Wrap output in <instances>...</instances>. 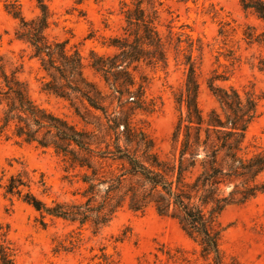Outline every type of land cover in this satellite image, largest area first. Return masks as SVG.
<instances>
[{"label":"trees","instance_id":"obj_1","mask_svg":"<svg viewBox=\"0 0 264 264\" xmlns=\"http://www.w3.org/2000/svg\"><path fill=\"white\" fill-rule=\"evenodd\" d=\"M35 1L40 14L30 20L17 1H10L5 8L18 21L15 39L28 46L30 58L36 59L45 73L42 90L68 101L86 124L96 117L95 112L102 116L97 118L98 130L92 131L52 114L36 104L19 70H8L0 55V138L54 149L62 157L65 172L74 173L79 185L73 192L74 199L49 204L33 191L38 185L47 192L43 175L35 181L26 168L9 172L0 165L3 197L10 201L17 198L33 208L42 226L51 217L80 228L89 225L94 234L108 226L124 207L139 214L154 208L157 215L176 220L198 244L202 264H243L234 257L226 261L221 249L225 228L219 219L229 207L264 195V147L253 146L252 151L245 144L247 130L260 116L263 96L253 90L242 94L234 86L216 84L227 79L222 74L214 75L208 89L218 107L205 116L197 102L200 84L193 57L194 46L201 51L203 44L201 40L196 44L188 36L185 87L176 95L181 115L172 135L175 148L163 158L155 140L132 120L136 111H147L148 106L145 84L134 89L137 81L130 71L131 66L136 70L141 63L168 65L169 44L159 29V1L120 0L125 23L121 34L107 45L115 52H90L89 66L103 79L110 95L86 77L78 49L69 48L67 40L49 38L51 0ZM240 3L245 13L263 23L246 24L241 40L247 49L254 50V66L264 71V0ZM230 25L222 22L219 35L227 39L230 30H235ZM169 33L172 35L171 30ZM183 42L178 36V53ZM225 57L233 63L240 60L235 50H229ZM115 102L117 107L110 112ZM119 106L123 109L121 118ZM158 251L154 264H200L199 259L192 260L180 249L161 247ZM15 260L10 226L0 222V264H15Z\"/></svg>","mask_w":264,"mask_h":264},{"label":"rangeland","instance_id":"obj_2","mask_svg":"<svg viewBox=\"0 0 264 264\" xmlns=\"http://www.w3.org/2000/svg\"><path fill=\"white\" fill-rule=\"evenodd\" d=\"M17 1L28 20L40 14L35 0H0V55L8 70H19V77L27 84L31 98L47 111L59 116L79 129L97 131L102 113L95 112L86 124L77 117L69 102L42 90L45 73L36 59L30 58L28 46L15 39L18 21L8 14L5 5ZM127 3L132 0H125ZM160 3L159 29L168 42V65L151 66L146 63L133 66L130 71L136 78V89L145 84L144 98L147 111H136L134 125L148 133L156 142L159 154L164 158L175 148L172 140L181 112L176 95L185 87L186 67L184 53L189 36L196 44L201 40L202 50L194 46L193 57L200 87L197 102L206 116L218 103L209 91V80L222 74L227 81H216L224 87L234 86L242 94L253 90L263 96L260 116L246 132V146L264 147V71L254 66V50L247 49L241 40L246 24H263L255 16L245 13L240 0H158ZM51 24L47 34L51 40L69 41V48L78 49L85 65L86 77L110 95L103 79L90 68V52L112 55L108 48L110 39L120 35L124 25L120 0H51L49 3ZM231 23L228 38L219 35L220 26ZM170 30L172 35H170ZM184 41L181 52L175 49L177 37ZM229 50H235L240 60L233 63L226 58ZM133 89V90H134ZM126 96L122 102H125ZM111 99L108 101L110 105ZM121 106V103H120ZM119 106V118L122 108ZM117 107L115 102L110 112ZM149 110V111H148ZM185 115V109H183ZM0 165L9 172L26 168L38 181L43 175L47 192L38 185L33 191L44 201H68L74 199L78 188L74 173L65 172L62 157L54 149L0 138ZM11 165V166H10ZM68 178H65L66 176ZM264 178V177H263ZM73 179V183L70 180ZM39 214L33 208L14 198L3 197L0 189V222L9 224L10 239L16 249L15 264H154V254L161 247L180 249L186 256L199 259L200 247L189 238L176 220L157 215L154 208L145 213L133 212L124 207L114 214L113 220L98 234L92 227L80 228L62 219L47 217V225L39 222ZM225 228L221 249L225 259L237 258L243 264H264V195L229 207L220 217ZM199 263L202 261L199 259Z\"/></svg>","mask_w":264,"mask_h":264}]
</instances>
